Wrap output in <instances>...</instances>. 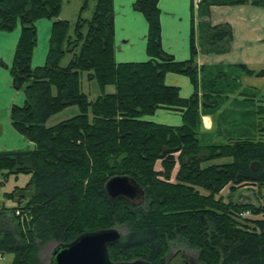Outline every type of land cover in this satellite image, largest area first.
Wrapping results in <instances>:
<instances>
[{
	"label": "trees",
	"instance_id": "trees-1",
	"mask_svg": "<svg viewBox=\"0 0 264 264\" xmlns=\"http://www.w3.org/2000/svg\"><path fill=\"white\" fill-rule=\"evenodd\" d=\"M81 1L70 36L69 22L58 19L62 0H0V31L20 28L9 75L24 102L10 108L9 119L33 145L0 152L4 181L29 176L3 195L14 206L0 211V255L12 254L11 264H43L41 244L64 246L123 227L126 234L108 248L112 263L164 264L177 243L194 250L198 264H264V102L240 84L243 76L264 77V70L196 64L197 48L220 55L232 43L229 24L206 21L212 6L264 8V0H199L197 39L192 29L191 57L183 62L162 49L158 0H136L132 9L147 23L150 59L142 63L114 60L113 0ZM89 1L95 7L87 20L81 14ZM41 19L52 21L48 50L44 64L32 67ZM65 55L71 58L61 67ZM167 73L187 77L194 93L181 98L165 85ZM83 74L99 89L91 101L80 88ZM69 107L79 114L45 127ZM162 108L181 111V125L144 120ZM203 116L214 122L210 131L202 128ZM114 176L132 178L144 198L111 200L104 186ZM242 186L262 190V204L224 200V190Z\"/></svg>",
	"mask_w": 264,
	"mask_h": 264
},
{
	"label": "crops",
	"instance_id": "crops-1",
	"mask_svg": "<svg viewBox=\"0 0 264 264\" xmlns=\"http://www.w3.org/2000/svg\"><path fill=\"white\" fill-rule=\"evenodd\" d=\"M135 1L113 0L114 60L116 63H142L150 59L146 54L147 23L142 14L132 9V4ZM198 2L199 0H158L161 46L163 51L172 56L174 61L183 62L191 57L190 36L193 29L197 39V25L200 21L197 15ZM229 7L231 6H212L206 21L211 26L220 24L216 15L222 12L220 10ZM235 7L240 8L238 13L244 12L243 6ZM227 23L231 25L233 32L230 50L225 54L214 55L206 54L197 48V66L244 64L253 71L264 70V66L256 64L255 61L243 60L237 63L235 58L237 52H241L245 56L251 53L250 49L253 46L263 44L262 34L253 29L248 22L242 20L241 23L237 22L239 29L243 31L239 40L235 34V23ZM35 25L39 34V49L35 47L31 63L32 67H39L45 62L52 21L41 19ZM19 32V26L10 32L0 31V152L24 151L31 148V144L14 130L9 119L10 108L13 105L21 106L24 102V94L12 88L9 75ZM210 55H213L215 59L210 60ZM164 83L167 86L178 88L179 96L183 99L189 98L194 93L193 85L185 76L167 73ZM240 84L242 89L252 88L257 91L255 101L264 102V77L243 76L240 79ZM144 120L176 127L181 125V111L162 108L157 110L153 116L144 117ZM201 121L205 131H210L214 126V122L209 116H203ZM155 169L161 170L159 162L156 163Z\"/></svg>",
	"mask_w": 264,
	"mask_h": 264
},
{
	"label": "rangeland",
	"instance_id": "rangeland-1",
	"mask_svg": "<svg viewBox=\"0 0 264 264\" xmlns=\"http://www.w3.org/2000/svg\"><path fill=\"white\" fill-rule=\"evenodd\" d=\"M81 0H62L61 2V9L59 18L60 20L68 21L70 24V30L69 35L73 36V26L74 23L77 20V17L79 15V10L82 6ZM247 5V6H246ZM249 5V6H248ZM95 7V1H89L87 8L82 12L81 17L83 19L89 20L92 17L93 11ZM235 6H231L229 8L222 9L220 11V14L216 15L217 20H219L220 24H228L235 23V34L237 39L241 38L243 35V31L239 29L238 23H241L242 20H245V22H248V24L251 25V27L257 31H259L263 38H264V8L263 7H255L250 4L243 5L244 12L242 14L238 13V9L240 8H234ZM222 22V23H221ZM230 25V24H229ZM231 26V25H230ZM38 32V31H37ZM37 46L36 48L39 49V34L37 33ZM240 40V39H239ZM251 53L247 55H243L241 52H237L235 54L236 62L240 63L243 60H251L255 61L256 64H261V66H264V43L258 44L257 46H253V48L250 49ZM70 55H65V57L60 62L61 67H65L70 60ZM209 59H215L213 55L209 56ZM216 65V64H215ZM264 68V67H263ZM80 88L81 91L87 96L88 100L95 99L100 93L99 89L95 82H88L85 78V74L82 75V78L80 79ZM107 93L114 92L113 87L106 88ZM79 114V110L77 107H69L62 112L52 116L45 124V127L49 128L52 127L62 121L68 120L74 116ZM31 144V143H30ZM33 145L31 144V148ZM28 148V149H31ZM224 162L223 160L217 161L216 163ZM177 171V167L174 169L172 176L174 177L175 173ZM29 180V176L20 175L17 178H14L13 176L9 177L6 181L3 180L1 173H0V211L2 208H8L14 206V203L6 200L3 195L5 193L11 192L15 187H23L26 182ZM222 196L225 201H232L242 204H253L254 206H258L262 204V190H259L256 186H242L238 187L236 191L230 192L229 190H224L222 193ZM264 219V215L261 217ZM122 235L126 234V229L123 227L117 228ZM171 246H181L180 244H171ZM170 246V247H171ZM56 245L54 243H44L41 244L38 252V259L43 264H50L51 262V255ZM174 247V248H176ZM171 250V249H170ZM190 250V249H187ZM192 250V249H191ZM189 253V252H188ZM172 252H168L166 257H169ZM192 254L195 257L196 252L192 250ZM13 260L12 254H3L0 255V264H11Z\"/></svg>",
	"mask_w": 264,
	"mask_h": 264
},
{
	"label": "water",
	"instance_id": "water-1",
	"mask_svg": "<svg viewBox=\"0 0 264 264\" xmlns=\"http://www.w3.org/2000/svg\"><path fill=\"white\" fill-rule=\"evenodd\" d=\"M251 168L256 171L257 163ZM105 192L111 200L139 202L144 198L143 189L128 176H114L105 183ZM122 234L116 229L85 234L67 245H57L51 255L50 264H147L140 260L112 263L108 248L120 242Z\"/></svg>",
	"mask_w": 264,
	"mask_h": 264
},
{
	"label": "flooded vegetation",
	"instance_id": "flooded-vegetation-1",
	"mask_svg": "<svg viewBox=\"0 0 264 264\" xmlns=\"http://www.w3.org/2000/svg\"><path fill=\"white\" fill-rule=\"evenodd\" d=\"M171 246L168 250V252H172L169 257H166L167 254L164 257V264H198L196 256L194 257L192 254V250H187L188 248L184 246ZM171 249V250H170ZM189 252V253H188Z\"/></svg>",
	"mask_w": 264,
	"mask_h": 264
}]
</instances>
